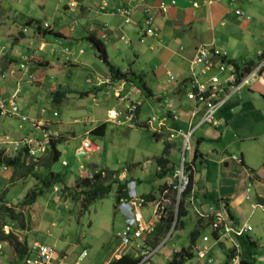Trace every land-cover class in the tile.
I'll return each mask as SVG.
<instances>
[{
  "label": "rangeland",
  "instance_id": "rangeland-1",
  "mask_svg": "<svg viewBox=\"0 0 264 264\" xmlns=\"http://www.w3.org/2000/svg\"><path fill=\"white\" fill-rule=\"evenodd\" d=\"M130 1L142 3L144 0ZM195 1L198 3V7L194 10L200 11L210 8L206 4L202 5V0ZM103 2H105V7L101 10L99 7ZM212 2L218 3L229 10V13L222 18L225 24L223 26L216 24L217 26L211 34L206 31L207 23L205 21L197 22L193 25V30L198 31L195 34L200 39L209 38L210 36L216 37L217 41L226 32L239 35L240 31L234 27V24L239 22L234 13L235 9H238L235 2L231 4L229 0H212ZM65 3L66 0H0L1 13L5 8L9 17L14 18V22H11V18L6 19L4 13L0 16V22H5V24H0V64L3 59L2 56L11 51V39L7 32L15 30L28 18L40 20L41 23L46 22L54 31L60 30L65 34L64 37H57L54 32H46L42 37L46 42V47L43 48L42 53L35 52V56L46 58L50 63L48 67L40 66L34 69V64L28 61L25 47L28 46L29 50L33 49L29 45L30 36L20 44L14 45L12 55L15 59V66H9L8 75L4 79L0 78V86L9 80L10 87L8 90L10 93L14 92L19 112L28 118V121L25 122H20L15 118L0 119V135L7 130L13 139H17L18 137H26V133L30 136L34 132L36 135L38 132L34 127L40 129L45 126L53 130L54 137L58 135L62 137V143L58 145L60 157L52 167L53 171L58 174L55 187L61 192V196H58L56 200L59 203L57 202L54 209L45 210L38 229L26 230L29 220L25 221L26 229L23 230L18 227L17 222L8 225L9 220L5 221L0 217V233L6 234L5 231H2V228L3 230L8 228V233L14 234L21 242L24 239L30 242L38 241L55 247V252L64 251L67 254L65 259L67 264H73L77 255L83 250H85L86 256L77 264H106V261L119 247L116 232L123 225L122 217L115 208L117 203L116 187H112L111 191L102 199L91 203L84 212L81 211L80 202L74 200L67 191H69V188L74 187L76 181L80 178L86 177L97 170L109 169L120 171L118 179L124 180V182H128L131 178H139L141 181L136 182L139 194L153 192L157 197L159 196L158 185L163 182V178L157 177L156 167L158 165L155 155H160L164 142H167V138H169V133L163 134L160 139H156L153 135L156 123H152L149 127H141L139 124L147 120L148 117L161 118L165 110L152 96L147 94L140 97L136 93V88L142 87V80L155 81L152 70L156 71L157 69H153L154 66L149 65V59L153 56L149 45L154 44L151 40L154 34H143L140 39L134 30L137 27V32H139L140 29L145 27L143 23H138L141 15L145 17V7L141 9L142 13H140L131 3L129 6L132 7L134 12H137L130 15V24H124L122 23V17L115 13L117 8L125 6L123 4L124 0H90L88 2L92 7L90 12H85V10L81 12L80 8L71 11L64 7ZM104 23L108 25V31H111L114 26H123L122 30H117L114 34V37L125 44L123 47H113L110 40H108L111 34L101 38L107 48L110 62L123 72L129 70L128 77L132 79V83H116V89H119V86L123 83L121 88L117 90L123 96L121 100L116 97L114 89H108V93H105L104 87L97 93L91 91L86 96L80 97L78 95V91H89L93 86L92 84L97 82V77L105 70L104 65L95 56V48L84 38L89 26L97 32L103 33L102 24ZM30 29L32 32L33 28ZM249 33L246 32L247 35ZM233 43L236 44L235 40H233ZM81 49L83 52L79 54L78 52ZM67 55L69 59L65 58ZM74 59L90 66L78 65V67H73L69 65V62H73ZM20 64H24V67L17 73ZM1 72H6V68L1 69ZM145 75L146 77H144ZM15 78L18 79L15 81ZM88 79H90V82H87ZM61 81L65 84L60 87L58 83ZM51 88L67 91L61 103L52 102ZM127 93L129 98L134 101L140 100L142 103L138 118L125 119L126 122H122L123 119L118 120L117 115H110L112 111L107 116L108 109L115 107L117 112L120 107L129 104V98L125 97ZM117 94L119 93L117 92ZM155 94L162 96V92H155ZM41 109L43 110L41 111ZM53 112H56L57 115L53 116ZM107 118L108 121H106ZM37 119H41L44 123L39 126L40 123L36 121ZM31 120H35V122H30ZM103 122L106 126L104 135L90 134L92 128ZM19 124H22L21 128H19ZM12 131L16 133V137ZM173 131L175 130L173 129ZM30 139L35 141L36 137L32 136ZM83 139L98 144L100 151L83 154L82 158H79L76 149L79 145L81 146ZM170 141L172 154L168 155V159L170 164H173L180 160L179 148H181L182 143L178 138ZM5 142L6 140L0 137V144ZM195 144V139H192L190 141L191 148ZM33 145L36 146V142H33ZM6 148L9 150L8 147ZM47 149L41 151L39 156L45 157L48 153ZM63 161L65 165L62 164ZM213 166L211 162L201 164L197 161L196 163L194 179L198 182V185L194 192L193 204L203 211L207 210L210 205L215 204L217 200V195L213 191L216 186L217 173ZM83 168L86 171H82ZM1 169L0 196L3 200L0 201V207H16L24 217H28V207L24 208L22 202L27 191L37 187L39 181L28 175L11 183L9 179L7 180L3 176L5 169ZM38 170L44 172L40 168ZM165 177V180H171L170 173H167ZM53 190L54 187H51L43 192L37 197V202L40 204L51 202ZM201 201L207 205L206 209H203L200 205ZM13 204H16V206ZM188 205V212L183 218V227L176 222L172 228H165L164 231L158 234L157 239L151 242V246L163 243V246L154 254L153 260L163 259L165 261V257H168L169 260L175 248L177 250L190 244L189 234L195 228L197 217L192 205ZM152 209V204L147 205L142 210V214L148 217ZM249 211L250 208L246 209L244 207L242 214L235 217L236 224L233 225H238L236 228L245 226V218L252 225L254 229L252 232H247L242 237L233 236L232 240H224L223 244L212 247L208 254L211 263L207 262V258L198 259L196 250L193 249L195 256L188 260L187 264H196L197 262H199L198 264H219L216 255L224 257L227 252L232 251L234 246L237 248L230 253V258L236 255L235 250L237 249L241 250V254L245 259L248 258V251L254 254L259 248H251V245L247 242V237L251 236L264 242V214L256 208L249 217ZM240 218L242 219L240 220ZM210 231L209 226L202 229L196 245H202V235H209ZM166 237L169 238L161 243ZM211 242L210 240L209 244ZM173 243L176 244L174 249L171 246ZM17 259H19V255L15 253L12 244L4 241L2 243V253L0 254V264H14ZM153 260L150 264H154ZM157 263L163 262L157 261ZM228 264H231V262H228Z\"/></svg>",
  "mask_w": 264,
  "mask_h": 264
},
{
  "label": "crops",
  "instance_id": "crops-1",
  "mask_svg": "<svg viewBox=\"0 0 264 264\" xmlns=\"http://www.w3.org/2000/svg\"><path fill=\"white\" fill-rule=\"evenodd\" d=\"M89 1L90 0H78L79 5L77 8H80L81 12H83L84 10L85 12H90L92 7L88 3ZM234 2L238 7L237 10L243 12V15L235 14V16L238 17L239 22L238 24H234V27L240 31V34L233 35L231 32H226L217 41L216 37L211 36L209 38L200 39V37L195 34V32L198 31L193 30V25L197 22L205 21L207 23L208 29H206V31L211 34L216 28V24H219V26H223L225 24V21L222 20V18L229 13V10L224 6L219 5L218 3H206L204 2V0H202V5L206 4L207 6H210V8L198 11L194 10L198 7V3L195 0H144L142 1V3L124 0L123 4L125 6L123 7L130 9L129 20L130 15H134L137 11L142 13L141 9L144 7L149 9V12H151V14L154 13L155 15L153 16L155 17V28L157 34L154 35V37H152L151 39L154 44L149 45V49L153 52V56L149 59V65L154 66L153 69H157L156 71L152 70V75L155 78V81L147 82L143 81L142 78V87L136 88V93L140 95V97L147 94L152 96L157 100V102L162 105L161 108L165 110L161 118H157L156 116L151 117L155 119V121L152 122L156 123L155 130H157L158 128L160 129L159 133L156 132V139H160L163 134L169 133L170 131H173V129L175 131L179 129L186 131L189 128V125H191L192 123H196L199 120L201 114L200 106L198 107L193 100L187 98V93L191 91V85L188 83L187 79L189 78V75L191 73V62L196 54L197 49L206 47L217 52L224 53L226 55L227 61L242 65L244 68L246 66V63L257 62L259 60L258 57L261 52H264V0H235ZM131 3H133L134 8L137 10L136 12H134L132 7L129 6ZM193 3H196L197 6H194ZM103 4H105V2H103L102 5ZM101 6L99 7L100 9ZM117 6L119 7L120 5ZM161 6H163V8H161ZM75 9L76 7L74 9H71V11H75ZM2 11L6 19L11 18V22H14V18L9 17L8 12L6 13L7 10L5 8H3ZM247 11L249 12L248 14L246 13ZM2 13L0 11V16L2 15ZM115 13L122 17V23H131V20L128 23H125V17L118 14L117 12ZM25 21L26 20H24V22ZM24 22L20 24V26L15 30H9L7 32V35L11 39V51L10 53H6L4 56H2L3 59L1 60L0 64V74H2L1 69L6 68L5 73H8L7 71H10L9 66H15V59L12 55V52L14 51L13 46L16 44H20V42H22L23 40H26L28 36H30L29 45H31L33 49L29 50V47L27 46L25 47V53L27 54L28 61L34 64L33 68L37 69L40 66H50V63L46 58H44L43 56H35L37 52H43V49L41 51L38 50V46L42 42L46 43L42 39L45 33H43L42 30L36 31L33 24H31L30 26L23 25ZM39 22L41 21L39 20ZM138 23H143V25L145 26V17H143V15H141ZM0 24H5V22H0ZM30 28H33L32 32ZM122 29L123 26L118 25L117 27L114 26L111 31H108V25L104 23L102 24L103 33H99L97 32V30L89 26L85 35L91 31H94L98 36L102 38H105L108 34H111V37L108 40H110L113 47L120 48L125 44L117 39V37H114V34H116L117 30ZM142 29H140L139 32H137V27L134 29L140 39L142 36ZM57 32V37L65 36L62 31L58 30ZM246 32H250L249 35H247ZM102 34H106L105 37H103ZM139 34L141 35L139 36ZM233 40H235L236 44L233 43ZM105 49L107 53L106 46ZM82 52L83 51L81 49L78 53L81 54ZM107 57L109 60L108 54ZM39 58L42 59H40L43 62L42 65L38 63ZM45 60H47V62H45ZM69 65H72L73 67H78V65L90 66L87 65V63L78 61L77 59H74L73 62L70 61ZM104 68L105 72L103 71L102 74L97 77V82L92 84L93 86L89 91L97 93L103 87L106 92L108 91V89H114L116 97L119 98V100L123 99V96H121L120 92L117 90L121 88L123 83H132V79L128 77L129 70L123 72L119 68L121 72L127 73L126 77L122 80H111L110 74L105 65ZM19 71L20 69L18 68L17 73H19ZM144 77H146V75ZM16 79L18 78H15V81ZM206 80V76L200 77L201 82H205ZM8 81L0 86V96L2 97H8L10 94H12L8 90L10 87V83H8ZM87 82H90V79H88ZM121 82L123 83L119 86V89H116V83ZM58 84L61 87L65 83L61 81ZM54 90L59 89L57 88ZM117 92L119 94H117ZM155 92H162V96L160 97L159 95L155 94ZM125 97L129 98V94L127 93ZM129 101L130 102L128 105L120 107L117 111L119 112L117 118L118 120L123 119L122 122H126V120H128L129 112L127 111V109L132 105H134L133 114L135 118H138L140 114V107L142 104L140 100L134 101L129 98ZM115 110V107L108 109L106 115L108 116V113L110 111H112L110 115H113V111ZM151 118L148 117L147 120ZM15 119L18 120L17 118ZM147 120H145L144 122L142 121L141 123H144L146 124V127H149V125H151L152 123H147ZM36 121H39L40 124L44 123L41 119H37ZM106 121H108V118ZM215 122V125H202L196 130L195 134L192 137V139H195L196 143L195 146H192V148L193 150L197 149L199 153L198 158L195 162V168L197 161H199L201 164H208V162H211V164L214 165L213 168L217 173V178L215 179L216 186L213 190L217 195L216 203L220 199L229 200V210L232 214V217L227 219V223L231 227L236 228V226L238 225H233L236 224L235 217L242 214V210L244 207H246V209L250 208V211L248 212L249 217L251 216V214H253V211L256 208L260 209L264 214V203H260L258 199L259 197H264V67L261 69L257 80L251 86L241 88L240 90L233 92V94H231V96L223 102V104L217 109L215 113ZM32 126L34 127L33 124ZM21 127L22 124H19V128ZM34 128L38 133L35 135L33 132V135L30 136L28 133H26V137H37L40 135V129H37V127ZM5 132L8 131L6 130ZM12 133L16 137V133L14 131H12ZM176 138H178L181 142L180 137ZM176 138H167V142H164V145H169L168 155L172 154L170 140ZM79 150L80 145L76 149L77 154ZM179 150L181 158V148H179ZM158 155H155V157H157ZM179 161L173 164L169 163V166L171 165L174 168L179 163ZM4 169L5 172L3 173V176L8 180L11 175V169ZM158 170L159 167H156V172ZM82 171H86L85 168H83ZM134 179L136 182L141 181L136 177ZM165 179L166 177L164 176L163 182L158 185L159 196H156V198L161 199L160 203H164L166 207H170V196L166 197L160 195L161 190L165 187V185L172 181V178L170 181ZM192 182L195 192L198 182L195 181L194 176ZM57 197L58 194H55L54 192L52 194L51 202L40 204L36 200L32 205L29 206L27 211L29 214V225L26 230L38 229L41 217L45 210L55 208L58 202L56 201ZM200 205L203 209H206L207 205L203 204L202 201ZM196 208L200 210L198 207ZM241 219L242 218H240V220ZM244 221L245 225H250L252 227V225L249 224V222H247L245 218ZM160 228L161 226L159 227V229ZM253 230L254 229L252 227V230L249 232H252ZM160 232L162 231H156L155 234H152V236L149 237V239L147 240L149 246H151V242L157 239ZM245 234H243V236ZM203 235L208 236V234ZM248 238L251 242H253L252 244H249L248 242V244L251 245V248L259 249H257L254 254L248 251L247 260H249L251 264H264V242L259 241L251 236H248L247 239ZM209 242L210 240L206 243L202 242L203 244L199 246H207L209 250L212 249V247L216 246L213 243L209 244ZM171 246L174 249L176 244L173 243ZM160 247V245L154 246L156 252ZM174 251H176V248L175 250H173V253ZM235 251V257L231 258L228 252L225 256L223 255L224 257L216 255L217 260L219 259V264H228V262H231V264H240L239 260L243 258V255L241 254V250L237 249ZM115 252L106 261V264L114 258ZM58 253L59 256H61L62 254H66V252L64 251H59ZM162 260L159 259L157 261L163 263H157L156 260H153V262L154 264H165L168 260V257H165V261ZM198 263L199 262H197L196 264ZM185 264H187V261L185 262Z\"/></svg>",
  "mask_w": 264,
  "mask_h": 264
},
{
  "label": "built area",
  "instance_id": "built-area-1",
  "mask_svg": "<svg viewBox=\"0 0 264 264\" xmlns=\"http://www.w3.org/2000/svg\"><path fill=\"white\" fill-rule=\"evenodd\" d=\"M234 1L235 0H229L230 4ZM204 2L211 3L212 1L204 0ZM66 4L68 8L74 9L79 5V2L78 0H66ZM193 5L197 6L196 3H193ZM103 7H105V4L101 6V9ZM161 8H163V6H161ZM149 11V9H145V27L141 31L142 35L150 33L154 35L157 34L154 17ZM116 12L125 17V23L130 21V9L119 7L116 9ZM234 12L236 15H243V12L240 10L236 9ZM44 26H47V23H44ZM263 67L264 57H261L256 64L245 71L242 65L227 61L224 53L206 47L197 49L191 62V73L187 79L188 83L191 85V91L187 93V98L193 100L198 107L200 106V117L196 123L189 125L186 131L179 129L169 133L170 138H181V159L179 164L173 169L171 174L172 181L168 188L164 189L163 193H170L172 195L175 219L177 209L181 202L185 209L188 208V204H191L198 217L202 218L204 222H208L210 228L215 233V242L227 239L232 240L233 236H242L244 233L251 231L252 227L250 225H245L240 228L231 227L227 223L221 206L212 205L206 211H200L193 204V190L191 189L186 195L191 183V177L195 170L191 160L192 148L190 146V141L196 130L202 125H215V113L217 109L231 96V94H233V92L251 86L257 80ZM201 76H206L207 80L201 82ZM14 99V95L7 98L0 97V118L11 117L18 113V106ZM128 112V119L130 120L134 117V105L128 107ZM55 114L56 113H54V115ZM21 120L24 121L25 117H21ZM154 121V118L147 120L148 123ZM51 136H53V133L50 129L41 128V135L38 138L36 137L35 141L30 138L11 139L10 136L4 135L3 139L6 140V142L2 144L11 145L13 152H19L25 148L26 159L36 161L41 151L49 147ZM33 142H36V146L33 145ZM80 149L87 154L99 152L100 147L89 140H84ZM141 205L142 199H138L137 206ZM118 210L121 212L124 222L122 228L116 232L119 244L124 248H131L134 251V255L140 257V262L138 264H147L155 250L147 246L145 239L154 231L159 220L165 216V206L156 202L153 216L147 220L143 219L136 209H132L124 198L119 199ZM5 231L7 232L6 229ZM202 241H208V237L203 236ZM196 251L198 258L207 257V247H196ZM54 255V247L33 242L28 248L21 264H54ZM84 255L85 251L77 257V260H81ZM207 261L211 262V259L208 258ZM58 264H62V262Z\"/></svg>",
  "mask_w": 264,
  "mask_h": 264
},
{
  "label": "trees",
  "instance_id": "trees-1",
  "mask_svg": "<svg viewBox=\"0 0 264 264\" xmlns=\"http://www.w3.org/2000/svg\"><path fill=\"white\" fill-rule=\"evenodd\" d=\"M39 20L34 18H28L23 25L30 26L31 24L35 25L36 31H40ZM43 33L46 32H54V34H58L57 31H53L52 29H43ZM88 43L95 48L96 53L95 56L101 61L103 65L107 68L111 80H122L126 77L127 73H123L116 66L112 65L107 57L105 45L102 39L95 33L89 32L84 37ZM264 57V52H261L258 59ZM38 59V63L42 65V59ZM47 62V60H45ZM258 62V61H257ZM257 62H249L246 63L244 68L247 71L252 65ZM45 65V64H44ZM52 89V88H51ZM91 91L78 92L80 97L89 95ZM67 92L59 91V90H51V100L54 103H60L62 99L66 96ZM135 117V116H134ZM139 126L146 127L144 123H140ZM105 123H101L90 130V134L102 136L105 133ZM156 135V132L153 133ZM156 138V137H155ZM62 143V137L60 135L50 138V144L48 147V153L45 157L38 158L37 162H30L29 164L25 163V153H18L14 156L7 155L3 150H0V167H7L11 169V175L9 181L13 183L15 180L22 179L25 176H32L36 181H39V185L37 187L31 188L27 191L25 198L22 202V206L27 207L33 204L37 197L41 195L43 192L53 187L57 182L58 174L55 173L52 169L53 165L59 160L60 151L58 149V145ZM168 150L169 145L165 144L160 155L156 157V163L159 167L157 171V177L163 178L167 173L172 172L173 166H169L168 159ZM197 149L194 150L192 156V162L195 163L198 158ZM130 166V165H129ZM128 167V166H127ZM42 169L44 172H40L38 169ZM253 171V170H251ZM120 171L118 170H109V169H101L91 173L90 176H86L80 178L76 181L74 187L69 188V192L74 200H78L80 202L81 211L84 212L87 210L89 205L93 203L95 200L102 199L105 197L112 189V187H116V200L120 197H126V191H124L126 187V183L118 179ZM133 179V178H131ZM191 186L186 192V195L189 193ZM70 197V196H69ZM145 202H151L156 199V195L153 192L147 193L143 195ZM260 203H264V197L258 198ZM3 198L0 196V201ZM16 206V204H13ZM214 205L221 206L223 208L224 215L227 219L232 217V214L229 210V200L228 199H220ZM212 206V205H211ZM187 214V209L183 207V203L181 202L177 212H176V220L177 223H180L182 226L184 224L183 218ZM0 217L2 220L8 221L13 224V222H17L18 227L21 229H26V222L29 219L28 217H24L20 210H17L16 207H0ZM174 219V212L172 210H165V216L162 218V222L157 226V232L159 230L164 231V229H170L171 223ZM161 228L159 229V227ZM205 226L203 225V219L199 218L196 221L195 228L190 232L189 239L190 244L187 247H181L176 250L172 257L165 264H185L186 261L192 259L195 255L193 253V246L196 243L197 239L200 236L201 230ZM159 229V230H158ZM163 229V230H162ZM156 233V232H155ZM0 241H8L12 244L14 251L19 257H22L23 254L27 250V240L24 239L21 242L14 234H3L0 233ZM249 244L253 243L250 239H247ZM229 254L231 253L228 252ZM139 258L134 257L130 254H123L118 259H112L107 264H138ZM240 264H251L249 260L245 258H241L239 260Z\"/></svg>",
  "mask_w": 264,
  "mask_h": 264
},
{
  "label": "clouds",
  "instance_id": "clouds-1",
  "mask_svg": "<svg viewBox=\"0 0 264 264\" xmlns=\"http://www.w3.org/2000/svg\"><path fill=\"white\" fill-rule=\"evenodd\" d=\"M64 7L66 8V9H69V10H71L70 8H68V6H67V4L65 3L64 4ZM78 7V6H77ZM76 7V8H77ZM44 23H46V22H43V23H39L40 24V30H43V29H51L50 28V26L47 24V26H44ZM34 27H35V25H34ZM35 29H36V27H35ZM91 32H94V31H91ZM103 35V34H102ZM100 37V36H99ZM103 37H105V35H103ZM100 38H102V37H100ZM42 44H43V46H42ZM40 46H38V50L39 51H41L44 47H46V43H40L39 44ZM65 51H66V49H65ZM53 52H55V51H53ZM66 59H68V56H66ZM22 65V66H21ZM24 67V64H20L19 65V69H22ZM8 75V73H5V72H2V74H0V77L1 78H5L6 76ZM105 93H108V92H105ZM12 95H14V92L12 93V94H10L9 96H12ZM8 96V97H9ZM15 96V95H14ZM0 97H2V96H0ZM4 98H7V97H4ZM15 100V99H14ZM15 103H16V101H15ZM42 110V109H41ZM127 111H128V109H127ZM114 112V114L115 115H119V112H115V111H113ZM54 113H56V112H53V116H56L57 114H55L54 115ZM129 114V113H128ZM21 117H25L24 115H22L20 112H19V108H18V113L16 114V115H14V116H11V117H3V118H0V119H5V118H17L18 120H20V122H25V121H28V118H26L25 117V120L23 121V120H21ZM134 119V117L132 118V120ZM129 120V119H128ZM30 122H35V120H31ZM147 122V121H146ZM148 123V122H147ZM146 125V124H145ZM39 126H41V124L39 125ZM41 128H48V127H45V126H42ZM41 128H40V135H41ZM48 129H50V128H48ZM159 129V128H158ZM51 130V129H50ZM159 131L160 130H155V132H158L159 133ZM51 132L53 133V130H51ZM171 132V131H170ZM169 132V133H170ZM4 135H7V136H10V138L11 139H13L12 137H11V135L8 133V132H5V133H2L1 135H0V137L1 138H3V136ZM40 135L39 136H37V138L38 137H40ZM52 137H54V136H51V138ZM193 137V136H192ZM21 138H30V137H20V138H17V139H21ZM170 138V137H169ZM172 139V138H171ZM84 140H88V139H83L82 140V142L84 141ZM82 142H81V145H82ZM98 145V144H97ZM99 146V145H98ZM3 147V148H2ZM6 147H8L9 148V150H7V148ZM81 147V146H80ZM0 150H3L7 155H9V156H14V155H16V154H18V153H20V152H22V153H25V163L26 164H29L32 160H27L26 159V149L24 148V149H22V150H20L19 152H13L12 151V147H11V145H9V144H0ZM100 151V150H99ZM83 153V154H85L81 149L79 150V152H78V154L79 153ZM97 153V152H96ZM193 153H194V150L192 149V156H193ZM90 154V153H89ZM38 158H40V156L39 157H37V160H38ZM181 159V158H180ZM37 160L36 161H32V162H37ZM191 160H192V158H191ZM64 162V161H63ZM63 162H62V164H63ZM180 162V161H179ZM193 163V162H192ZM179 164V163H178ZM177 164V165H178ZM194 164V167H195V163H193ZM63 165H65V162H64V164ZM176 167V166H175ZM174 167V168H175ZM2 168H7V167H2ZM173 168V169H174ZM173 171V170H172ZM194 172H195V170H194ZM171 174H172V172H171ZM91 175V174H90ZM90 175H88V176H90ZM193 176H194V174H193ZM193 176L191 177V183H190V186H191V189L193 190V199H194V195H195V193H194V189H193V182H192V180H193ZM117 177H120L119 175L117 176ZM171 178H172V176H171ZM121 181H124V180H121ZM171 183V182H170ZM170 183H168V184H166L165 185V187L161 190V193H160V195L161 196H170L169 197V199H170V207H166V205L164 204V203H161V204H163L164 206H165V210H172L173 212H174V210H173V202H172V195L170 194V193H167V194H164L163 193V191H164V189H166V188H168V186H169V184ZM55 185H56V183L54 184V192L55 193H57L58 194V196H61V192L60 191H58V189L55 187ZM190 189V190H191ZM189 190V191H190ZM124 191H126V197H120V198H124V199H126V201H127V203L130 205V207L132 208V209H136V211L139 213V214H141V216L143 217V219H149V218H151L152 216H153V210L155 209V204H156V202L157 203H160V201H161V199H155V200H153V201H151V202H145V200H144V198H143V195L144 194H139L138 193V191H137V187H136V181H135V179L133 178V179H131V180H129L127 183H126V187H125V189H124ZM150 193V192H149ZM145 194H147V193H145ZM155 194V193H154ZM160 196V197H161ZM120 198H118V200H117V203H116V206H115V208H116V210L120 213V215H121V217H122V220H123V216H122V214H121V212L118 210V204H119V199ZM138 199H142V205L141 206H137V201H138ZM134 202V203H133ZM153 205V209H152V211H151V213L148 215V217H146V216H144L143 214H142V210L144 209V208H146V206L147 205ZM32 205V204H31ZM214 205V204H213ZM171 206H172V208H171ZM28 208H29V206H27ZM196 207V206H195ZM210 207V206H209ZM206 211V210H205ZM187 212H188V208H187ZM197 215V214H196ZM197 217H198V215H197ZM163 218V217H162ZM162 218L159 220V222L157 223V225H156V227H155V229H154V231L151 233V234H149L148 236H147V238L145 239V243L147 244V246L149 247V248H151V249H154L155 251H154V253L152 254V256L150 257V259L148 260V263L147 264H150L151 263V260H152V258H153V256H154V254L156 253V249L154 248V246H149L148 245V243H147V240L149 239V237L150 236H152V234H155V232H156V228H157V226L159 225V223L160 222H162ZM197 219H199V217L197 218ZM227 219V218H226ZM228 221V220H227ZM177 222V220L175 219V217H174V219H173V221H172V223H171V228L175 225V223ZM124 223V222H123ZM8 225H13V224H11V223H7ZM8 225H5V226H8ZM203 225L206 227V226H209V224H208V222H204L203 221ZM123 226V225H122ZM204 227V228H205ZM210 227V226H209ZM122 228V227H121ZM120 228V229H121ZM203 228V229H204ZM211 229V228H210ZM7 230V232L5 231V228H4V230H3V228H2V231H5V233L6 234H9L8 232H9V229L7 228L6 229ZM245 234V233H244ZM203 236H207V235H202V237ZM202 237H201V241H202ZM208 237V241L209 240H211L212 242H211V244L213 243L214 245H221V244H223V241H220V242H215V233L212 231V229H211V233H210V235H208L207 236ZM240 237V236H239ZM167 238H169V237H166V238H164L162 241H161V243L162 242H165L166 241V239ZM208 241H206V242H208ZM33 242H38V241H32V242H27V250H28V248L30 247V245L33 243ZM197 242V241H196ZM203 242V241H202ZM205 242V243H206ZM2 243L3 242H1L0 241V254L2 253ZM38 243H40V242H38ZM42 244H44V243H42ZM46 245V244H45ZM163 245V243L162 244H160V246H162ZM49 246V245H48ZM50 247H52V246H50ZM158 247V246H157ZM196 247H199V248H202V247H200V246H198V245H196V243L194 244V246H193V248L192 249H195L196 250ZM203 247H207V246H203ZM208 248V247H207ZM235 248H237L236 246H234L233 247V249H232V251L234 252V249ZM27 250H26V252L23 254V256L22 257H19V259H17L15 262H14V264H21V261H22V259L24 258V256L26 255V253H27ZM54 250H55V247H54ZM83 251H85V250H83ZM82 251V252H83ZM231 251V252H232ZM82 252H80L78 255H77V257L82 253ZM175 252V251H174ZM236 252V251H235ZM196 253H197V251H196ZM59 253L58 252H55V255H54V264H58V263H60V262H62V264L63 263H66L65 262V259H66V254H62L61 256H59L58 255ZM123 254H130V255H132V256H134V257H136L135 255H134V251L131 249V248H124V247H122L120 244H119V247H118V249H117V251L115 252V254H114V258L113 259H118L121 255H123ZM208 254H209V249H208V252H207V257H205V258H209L208 257ZM86 256V252H85V255H84V257ZM118 256V257H117ZM77 257H76V261L73 263V264H77L79 261H81V260H77ZM235 257V256H234ZM137 258H139L140 259V257H137ZM198 258V257H197ZM205 258H198V259H205ZM211 259V258H210ZM56 260H58V261H56ZM112 260V259H111ZM139 262H140V260H139ZM138 262V263H139ZM208 262V261H207ZM208 263H211V262H208ZM67 264V263H66ZM145 264V263H144Z\"/></svg>",
  "mask_w": 264,
  "mask_h": 264
},
{
  "label": "water",
  "instance_id": "water-1",
  "mask_svg": "<svg viewBox=\"0 0 264 264\" xmlns=\"http://www.w3.org/2000/svg\"><path fill=\"white\" fill-rule=\"evenodd\" d=\"M77 156H78L79 158H82L83 153L81 152V153L77 154Z\"/></svg>",
  "mask_w": 264,
  "mask_h": 264
},
{
  "label": "bare ground",
  "instance_id": "bare-ground-1",
  "mask_svg": "<svg viewBox=\"0 0 264 264\" xmlns=\"http://www.w3.org/2000/svg\"><path fill=\"white\" fill-rule=\"evenodd\" d=\"M114 114V113H113Z\"/></svg>",
  "mask_w": 264,
  "mask_h": 264
}]
</instances>
